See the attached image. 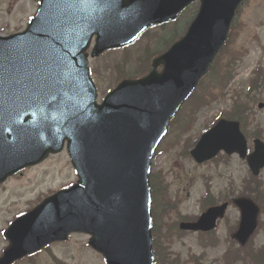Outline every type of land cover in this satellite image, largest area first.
<instances>
[{
    "label": "water",
    "instance_id": "obj_1",
    "mask_svg": "<svg viewBox=\"0 0 264 264\" xmlns=\"http://www.w3.org/2000/svg\"><path fill=\"white\" fill-rule=\"evenodd\" d=\"M194 1L41 0L25 32L0 36V50L39 52L25 81L29 91L22 89L15 105L0 100L3 178L62 150L66 139L80 178L10 225L0 264H12L74 231L91 234L90 245L107 264L155 263L150 184L155 151L226 43L243 0H200L187 33L154 60V70L142 79L124 80L102 105L96 104L85 49L95 34L93 56L131 42L146 28L176 19ZM221 150L247 157L240 122L221 119L192 155L204 162ZM248 162L255 175L264 168L262 140L255 141ZM236 203L243 212L236 237L245 244L257 227L259 209L248 198ZM227 207H211L197 223L182 227L211 230Z\"/></svg>",
    "mask_w": 264,
    "mask_h": 264
},
{
    "label": "rangeland",
    "instance_id": "obj_2",
    "mask_svg": "<svg viewBox=\"0 0 264 264\" xmlns=\"http://www.w3.org/2000/svg\"><path fill=\"white\" fill-rule=\"evenodd\" d=\"M37 7L38 0H0V34L7 35L25 29ZM191 11L194 10L180 15V23L171 28L165 38L174 37L184 31L194 18L190 14ZM172 25L169 24L167 27ZM160 33L161 28L155 27L147 37L138 42V45L132 47L135 59L130 55V51L111 50L102 57L92 60L91 66L95 72L92 75L102 93L99 101L115 82L111 75L114 71L111 69L110 73L105 67L117 64L122 70L120 63L127 60V63L124 62L126 65L121 76L137 74L141 77L146 74L150 70L154 45ZM236 49L244 56L237 68L235 79L226 90V99L209 107H200L194 113V124L190 125L193 128L189 132L182 131L185 119L180 118L177 123H173L172 131L160 146V154L154 159L152 172L154 177L156 173L161 187L164 185L167 190L169 189L170 198L178 204V210L171 212L170 216L165 209H157L156 228L153 229L156 238L154 245L156 264H226L223 259V255L227 254L226 249L228 246L234 251L236 249L230 235L234 233L240 221V211L234 205L229 208L226 217L219 221L217 229L207 235L181 232L179 224L177 226L175 224L182 220L196 219L202 213L201 200L208 187L216 195L213 199L219 202L221 197L226 195L232 197L233 193H242L244 181L252 177L246 161L237 155L230 157L220 155L215 161L197 164L187 154L190 145L192 146L193 141L206 127L221 114L233 111L232 99L235 90L241 93L245 99L241 104L250 112L245 127V132L250 138V148L252 149L253 139L257 135L264 139V108L259 107V103H264V69L258 83L252 89L249 88L252 71L259 66L264 68V0H246L241 6L228 50L234 54ZM116 74L120 75V72L117 71ZM246 92L249 93L247 99ZM192 104L189 100L184 115L192 114L190 112ZM34 168L24 176L9 179L0 186V254L7 245L2 232L10 221L18 214L32 209L46 195L77 179L66 151L59 156H50ZM259 178L264 186V170ZM261 196L263 198L261 203L264 206V193ZM260 221L256 235L247 245L249 253H255L264 246V210L260 214ZM88 240L89 237L86 235L75 234L67 242L51 246L57 259L51 258L43 251L35 259L26 258L18 264H106L104 257L91 249ZM229 263L232 264V259Z\"/></svg>",
    "mask_w": 264,
    "mask_h": 264
},
{
    "label": "trees",
    "instance_id": "obj_3",
    "mask_svg": "<svg viewBox=\"0 0 264 264\" xmlns=\"http://www.w3.org/2000/svg\"><path fill=\"white\" fill-rule=\"evenodd\" d=\"M196 7L197 6L194 5L191 8L194 10L193 12L191 11L190 13L192 16L196 12ZM159 48H160V41H159V46L155 48V52H157ZM225 49L223 50L221 55L217 58L209 75H207L202 79L196 93L191 98L190 101H192L193 104L192 107L190 108V112L192 113V115L196 113V111L200 107L210 105L214 100L225 98V89L235 76V68L239 60L237 55H234L229 52L228 50L229 46H227ZM262 75H263V71L258 70V76L261 77ZM243 116H244V112L241 108V105H239V103L236 101L233 113L230 115V117L243 119ZM190 125H187L186 129H189ZM152 180H154V176H152ZM156 184L157 183L154 182L155 186ZM246 190L255 192V194L259 197L260 194L262 193L259 182H256V187L249 186L246 188ZM155 213L156 210L154 209V214Z\"/></svg>",
    "mask_w": 264,
    "mask_h": 264
},
{
    "label": "snow or ice",
    "instance_id": "obj_4",
    "mask_svg": "<svg viewBox=\"0 0 264 264\" xmlns=\"http://www.w3.org/2000/svg\"><path fill=\"white\" fill-rule=\"evenodd\" d=\"M55 7L58 5H53V8ZM50 28L53 31L57 30L58 24L55 20L50 24ZM88 39L90 40L91 37L89 36ZM38 55V50L32 53L0 50V100L15 105L21 99L22 89L29 91L25 81L34 71L35 59Z\"/></svg>",
    "mask_w": 264,
    "mask_h": 264
}]
</instances>
